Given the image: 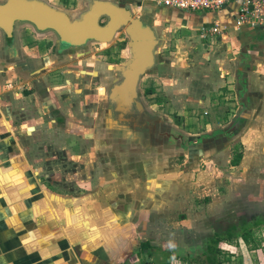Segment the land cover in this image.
I'll list each match as a JSON object with an SVG mask.
<instances>
[{
	"label": "crops",
	"instance_id": "0c3cea01",
	"mask_svg": "<svg viewBox=\"0 0 264 264\" xmlns=\"http://www.w3.org/2000/svg\"><path fill=\"white\" fill-rule=\"evenodd\" d=\"M124 1L152 13L167 36L154 76L163 117L192 105L218 123L208 121L205 135H192L181 149L147 152L142 160L100 158L92 129L81 123L75 131V116L62 129L52 124L56 116L15 113L18 100L3 96L0 81V264H116L160 230L213 234L212 225L202 234L195 229L206 215L218 221L239 196L236 182L254 192L261 185L264 198V26L238 28L234 2L186 11ZM215 24L224 32L202 37L201 29ZM235 139L244 146L238 165L228 146Z\"/></svg>",
	"mask_w": 264,
	"mask_h": 264
},
{
	"label": "flooded vegetation",
	"instance_id": "af4514ba",
	"mask_svg": "<svg viewBox=\"0 0 264 264\" xmlns=\"http://www.w3.org/2000/svg\"><path fill=\"white\" fill-rule=\"evenodd\" d=\"M6 1L0 0V4ZM41 1L66 12L71 21H75L88 9L92 0ZM81 5L84 7L79 10ZM74 9L78 11L73 13ZM134 16L151 20L153 14L144 12L142 15L134 11ZM104 22L105 18H102L100 24ZM118 34L124 35L129 46V37L124 29L119 30L109 42L92 39L82 44H71L62 40L55 29L39 28L28 20L13 22L9 32L0 28V81H4L3 85L7 89L3 96H14L18 100L13 105L15 113L27 111L45 118L56 116V120L50 121L58 128H69L70 125L65 124L68 116H75L77 121L73 126L78 132L81 123L85 128L93 123L90 129L101 146L99 154L104 158L142 160L147 152L164 149L168 152L174 146L183 148L185 143H191L195 137L177 133L174 127L176 123H169L161 110L153 106H160L157 102L158 95H154L157 89L155 74L142 75L136 92L131 94L133 103L120 108L119 102L115 100L122 97L121 93L114 96L113 92L116 85L123 83L117 66L125 62L129 54L123 59L110 57L111 63L103 64L101 61L102 67H99L97 60L90 63L94 64L93 69L87 64L83 65L84 60L88 61L93 57V45L109 44ZM109 51L110 49H105L106 53ZM162 56L158 57L159 61L163 60ZM7 72L10 74L7 75ZM55 72H59L60 77L53 79L52 73ZM3 76H8L10 80H4ZM146 96L153 104L147 103ZM25 98L30 99V106L23 104ZM37 99L39 105L36 104ZM20 121L22 119H16L17 124ZM256 214L259 216V213Z\"/></svg>",
	"mask_w": 264,
	"mask_h": 264
},
{
	"label": "water",
	"instance_id": "95a60500",
	"mask_svg": "<svg viewBox=\"0 0 264 264\" xmlns=\"http://www.w3.org/2000/svg\"><path fill=\"white\" fill-rule=\"evenodd\" d=\"M140 3L142 7L147 4ZM102 18H105L104 24H100ZM145 19L134 16L132 5L121 0H92L88 9L75 21H71L66 12L41 0H7L0 4V28L8 32L13 22L28 20L39 28L55 29L65 42L82 44L92 39L109 42L119 30L124 29L129 37V57L117 66L123 83L116 85L113 91L114 96L121 93L122 97L115 100L120 108L133 103L131 94L136 92L140 77L157 74L163 63L158 57L166 36L152 19Z\"/></svg>",
	"mask_w": 264,
	"mask_h": 264
},
{
	"label": "rangeland",
	"instance_id": "374dc122",
	"mask_svg": "<svg viewBox=\"0 0 264 264\" xmlns=\"http://www.w3.org/2000/svg\"><path fill=\"white\" fill-rule=\"evenodd\" d=\"M79 7V6H76ZM84 6L81 5L79 10L83 8ZM78 10L74 9L72 10L73 13L77 12ZM153 20V19H152ZM156 24V21L153 20V24ZM165 26V25H163ZM161 32V31H160ZM166 40V39H165ZM165 43V42H164ZM98 49H97V47ZM110 49L108 53L105 52V49ZM161 50V48L159 49ZM92 56L88 61H83V65L87 64L91 69L94 68V64L92 61H99L98 65L99 67H102L104 63L110 62V57L114 59H123L124 57L128 56L129 54V46L127 42L124 39L123 34H118V36L114 39L113 42L109 44H99V45H93L92 46ZM162 52H160L161 56ZM102 61V63H101ZM80 69V68H79ZM54 75L52 78L56 79L59 78V72L52 73ZM150 78L153 81V78L150 76ZM146 79V78H145ZM150 81V82H152ZM55 82H59L58 80H55ZM154 82V81H153ZM149 84V83H148ZM237 91V88L234 92ZM146 100L148 104H153V101L149 100L146 96ZM231 101V100H229ZM153 106L157 110H161V106H156L153 104ZM168 106L169 110H174V107L172 105H166ZM162 111V110H161ZM180 112V114H178ZM203 109L195 108L192 105H188L187 109H177L175 113L171 112L168 113L169 119H171V122H175L174 124L175 130L177 133H181L185 136L189 135H198L200 137L204 136L205 133V125L208 123V121H216L217 118L213 119H207L206 117H202ZM215 119V120H214ZM214 123V122H212ZM93 126V123L89 126H86V128H89V131H91V127ZM101 136V135H100ZM99 136V140L100 137ZM238 139H235L234 141L228 143V146L230 148L231 154V160L234 157V154L236 151H239L240 149H237V144L241 143L240 141H237ZM91 145L95 146V140H91ZM242 144V143H241ZM243 146V144H242ZM101 147V146H100ZM99 147V148H100ZM244 151V146H243ZM100 158H103V155L101 154L99 156ZM230 160V161H231ZM231 171H227V175H229ZM236 171L237 169H233ZM237 173V172H236ZM229 178V177H228ZM236 189L239 188L240 192L238 193L239 196L234 197L230 203H228L223 211L220 213L218 217V221L216 219L208 218L210 216H205V219L203 221V224L199 225V228L195 230H199V233L201 232H207L210 226L212 225L215 227L214 229L209 230H215L218 229H225L229 224L231 223H239L242 221V219H247L248 221H252L257 216L256 212L259 213V217H264V198H260L258 196V193L261 191V188H263L261 185L256 187V192L254 190L252 191L251 185H244L242 181L235 183ZM254 192V193H253ZM236 194V193H235ZM185 230L178 231L177 237H174V235L170 234L168 230H160L156 232L155 234L152 233L151 237L149 238L154 244L151 248L146 249V251H143L141 248V244L134 246L131 245V256L130 260L127 259V255L124 256L123 259H120L116 261V264H158L160 261H166L169 259V254L175 255L176 253H183V255L186 256H197L200 254V251L196 248L197 246H201L200 242L201 239L198 235L194 236H188L186 235ZM194 234H198L197 232H194ZM212 234V233H211ZM256 234L259 238H264V223L260 226V228L256 231ZM197 242V243H196ZM199 242V243H198ZM238 242V245H237ZM235 241L234 243H222V248L228 252L233 259L238 258V256H242V258L239 259V263L242 262V264H264V241L261 244V247L257 249L254 253L250 252V249L246 245V243L239 239L238 241ZM235 244V245H234ZM233 245V246H231ZM195 246V247H193ZM195 248V250H194ZM184 250V251H183ZM164 251H169L170 253H164ZM234 251V252H233ZM137 254V255H136ZM233 255L235 257H233ZM231 262H227L226 264H231ZM238 262V260H236ZM189 260L187 261H181V260H173L171 264H189Z\"/></svg>",
	"mask_w": 264,
	"mask_h": 264
},
{
	"label": "trees",
	"instance_id": "16d2710c",
	"mask_svg": "<svg viewBox=\"0 0 264 264\" xmlns=\"http://www.w3.org/2000/svg\"><path fill=\"white\" fill-rule=\"evenodd\" d=\"M236 148L240 150L235 152L234 157L231 160L232 165H238L243 157L242 144H237ZM263 223L264 217L257 216L252 221L242 219L239 223H231L225 229H218V227L215 229L213 234L201 239V246L196 247L200 251V254L197 256L189 257L181 255V253H176L175 255L170 253L169 259L166 261H160L158 264H171V260L176 258L189 260L190 264H226L231 261V256L222 248L221 244L224 242L228 244L234 243L235 241L237 242L239 239H242L250 250L258 249L261 247L264 238H259L256 231ZM151 246L152 245L149 241L141 243V249L143 251L151 248ZM164 253L167 252L164 251Z\"/></svg>",
	"mask_w": 264,
	"mask_h": 264
},
{
	"label": "built area",
	"instance_id": "2783aa9c",
	"mask_svg": "<svg viewBox=\"0 0 264 264\" xmlns=\"http://www.w3.org/2000/svg\"><path fill=\"white\" fill-rule=\"evenodd\" d=\"M158 7H171L186 11L213 10L218 11L228 3L239 5L236 16V26L238 28L247 26L259 28L264 26V0H141ZM224 28L220 24L210 27H203L201 35L204 38L221 34Z\"/></svg>",
	"mask_w": 264,
	"mask_h": 264
}]
</instances>
